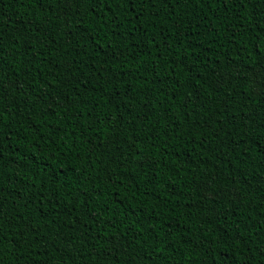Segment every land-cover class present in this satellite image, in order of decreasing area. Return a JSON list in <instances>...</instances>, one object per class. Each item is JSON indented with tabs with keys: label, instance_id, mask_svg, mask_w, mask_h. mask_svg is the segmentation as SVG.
I'll list each match as a JSON object with an SVG mask.
<instances>
[{
	"label": "trees",
	"instance_id": "1",
	"mask_svg": "<svg viewBox=\"0 0 264 264\" xmlns=\"http://www.w3.org/2000/svg\"><path fill=\"white\" fill-rule=\"evenodd\" d=\"M253 7L264 14L259 2L230 6V11L181 4L176 11L190 39L179 49V67L167 63V52L153 62L148 51L155 49L150 45L134 59L138 50L128 53L121 43L126 55L109 60L105 72V53H110L106 31L97 27L98 43L80 39L85 25L91 30L95 24L89 23L84 6L80 16L65 18L56 0L43 9L29 0H0V82L5 89L0 112L7 122L0 139V204L6 221L0 230V264H56L65 245L75 264H212L220 248H230L238 264H264V157L251 139L264 132V32L256 38L260 16L248 15ZM205 11L207 21L196 35L192 26ZM145 27L150 34L175 32L163 15L157 24ZM205 27L212 30L205 32ZM31 28L40 30L33 33ZM171 39L161 47L176 49L178 38L173 34ZM173 71L178 85L186 79L192 85L177 88L182 95L175 101L167 98L174 91L168 86ZM101 75L104 80L98 79ZM9 81L16 88L8 87ZM195 88L200 98L192 97L190 111L185 110L178 101ZM113 92L131 98V103L119 109L113 107L115 101L104 104ZM57 95L65 104L76 99L65 109L52 103ZM145 100L151 101L152 114L142 120L149 110L143 107ZM205 109L214 110L213 119L223 121L219 137L212 134L215 126L203 124ZM105 112L112 114L108 128L101 123ZM133 129L140 134L142 155L160 163L136 172L134 157L128 156L120 179L125 184L140 182V188L117 205L106 195L111 185H106L105 172L115 165L105 136H115L123 148ZM169 132L172 137L179 132L180 139L169 138ZM201 134H207L203 147ZM189 139L194 142L187 143ZM102 142L103 149L90 153V144ZM64 163L75 168L63 169ZM54 167L60 168L56 175ZM148 180L156 185L155 194L141 195L145 188L152 191ZM78 201H88L89 211ZM97 203L106 210L97 213L93 224L90 211ZM28 225L34 226V236ZM73 239L77 250H72ZM33 240L42 241L43 247ZM113 241L119 243L113 247Z\"/></svg>",
	"mask_w": 264,
	"mask_h": 264
},
{
	"label": "snow or ice",
	"instance_id": "2",
	"mask_svg": "<svg viewBox=\"0 0 264 264\" xmlns=\"http://www.w3.org/2000/svg\"><path fill=\"white\" fill-rule=\"evenodd\" d=\"M30 3H35L38 7L43 9L46 6H50L52 3V0H29ZM257 2L264 4V0H56V3L63 5L64 8V16L65 18L69 17V14L73 16H80L79 9L81 6H84L85 14L90 17L89 23L92 21H95V24L92 26L91 30H88V26L85 25V32L81 35L80 39L85 40L86 42L91 43H98L99 41L96 39L97 36H99V32L97 31V27L101 31H106V34L108 36V39L106 40V48L110 50V53H105L107 56V59L104 60L103 64V70L105 72L108 71V68L111 67L109 64V60H115L119 59L120 56H125L126 53L121 50V43L124 44V48L127 49L128 53H131L135 50L137 51V55L134 57V59H140V54L144 51L145 47L151 46V48L155 49V52L149 50L148 51V57H151L153 59V62L155 61L156 57L159 56L161 59H163V53L167 52L169 60L167 63L169 65H175L176 67H179V63L182 62V58L179 55V49L181 47H184V41L189 40V36L187 35L189 33V29L184 27L185 21L181 18L180 14L176 11V9L181 4L185 5H192L194 6V9H201L202 7H206L211 11H216L219 9H224L230 11V6L234 7L237 5H244V4H252L255 5ZM258 15L260 16V19L256 22L255 27L259 29V31L256 33V38H259L260 33L264 32V14L257 13L255 7H253V11L249 13L248 15ZM171 22V27L175 30L174 33L170 34L164 31H157L154 34L149 33V28L145 27V25H155L160 20L161 16ZM199 15V13H197ZM175 16L176 19L172 20V17ZM229 16H225V19H229ZM219 19V17H217ZM207 21V11L203 13V15H199V19L196 22V25L192 26L191 31L195 32L196 35H200V32L198 31V26L202 23ZM242 27V26H241ZM31 32L36 33L40 29L38 28H31ZM205 32L211 31V28L205 27ZM3 30L0 28V39H3ZM181 33H184L183 39H179ZM176 35L178 38L177 47L174 50H169L167 47L162 48L161 45L164 44H170L172 43L171 36ZM156 36H160L161 39L159 41L156 40ZM129 37H132V41H129ZM29 41H25V44H28ZM115 45V46H114ZM199 47V43L196 45ZM27 51L25 50L24 55H27ZM188 55H191V53H188ZM175 56V59H172V57ZM147 59V57H146ZM186 59V58H185ZM3 71L2 66H0V72ZM181 71H184L182 68ZM174 79L169 82L168 86L172 87L174 89L171 96L167 97L168 99H171L173 101L176 100V96L178 94L182 95V93H178L176 91L177 88H183V87H189L191 88L192 85L188 82V80H185L184 84L177 83L178 78H176L175 72L170 73ZM112 75L111 73L109 74ZM98 79L104 80L105 77L103 75L99 76ZM194 80L198 82L199 78L194 77ZM16 83L13 81L8 82V87L16 88ZM78 87V85H77ZM4 85L3 82H0V96L4 93ZM109 91H112V89H109ZM199 88L193 89L190 96L185 97L184 101H178L181 103V106L188 110V103L191 102L192 97H195L196 99H199ZM262 95H264V91L261 92ZM46 95V93H45ZM43 99V97H41ZM76 97H72L68 100V103L65 104L64 98L60 97L59 95L54 96L52 98V103L57 104L60 107L67 108L70 104L75 102ZM113 101L115 103L113 104ZM131 103V98L128 100H125L123 96H120L118 92H113L112 96H110L107 100L104 101V104H113L114 108L119 109V106L121 104L127 105ZM151 105L150 100H145L143 107L149 109L146 111L141 118L142 120H147L148 117L152 114V108L149 106ZM51 107V104L49 105ZM47 110H45L46 112ZM90 112H94L95 108L90 109ZM111 113L105 112L103 114L104 119L101 120V123L104 124L105 128L109 127L108 120L111 118ZM216 112L212 109H205V118L203 120V124L207 125L209 129H212L213 126H215V130L212 134L219 137L220 132H224L223 128V121H217L213 119L215 117ZM93 119H97V117H93ZM120 121H123V114H120L119 117ZM133 121L136 120V117H132ZM225 120H229L230 117L225 116ZM197 126L196 122H193V128ZM7 127V122L3 117L2 112H0V139L4 136V129ZM192 129H185L186 132L191 131ZM133 131V136L129 137V140L127 143L124 144L123 148L121 147L122 142L115 138L113 136L112 138H109L105 136V141H107V144L111 147V151L113 154V164L115 165V170H109L105 172L106 177V185H111L109 187L107 196L114 197L115 199L112 201V203L117 205H122L123 200L128 195L134 196V190H138L140 188V182L135 183H128L125 184L120 178L124 177L126 174V169L124 168V162L128 158V156L134 157L133 163L136 165V168L134 171L136 172H143L144 169L147 167L149 169L152 168L153 165L159 164L160 161L154 160L149 162L148 155H142V149L139 147L140 144V134L136 132L135 129ZM175 131V129H173ZM169 138H174L176 140L180 139L179 132L176 133L175 137H172L171 133H166ZM101 136H104V130L101 129L100 132ZM202 135V143L200 147H203L205 144L208 143L206 139L207 134H201ZM225 136H231L230 132H226ZM148 139L151 140V135L148 136ZM156 139H159V136L156 137ZM252 147L256 149L257 154L261 157H264V132L258 134L257 137H252ZM187 143H193V140H187ZM221 142L223 143V139L221 138ZM165 144L167 141L164 142ZM238 146V145H237ZM75 144H72L70 148H74ZM97 147H100L103 149L105 147L104 143H100L99 145L96 144H90L89 150L90 153L94 152ZM174 149L178 148V145L173 146ZM233 151L235 149H232ZM242 151H244L242 149ZM165 152H167V148H165ZM3 151H2V144H0V160H3ZM89 159H91V155H89ZM59 163V162H58ZM63 169H72L75 168L74 164H68L64 163L60 166ZM41 171L43 168L40 169ZM52 174L56 175L58 172H60V168H53ZM179 171V170H177ZM56 179H59V176H56ZM147 185L152 186V191L149 192L147 188H145L144 191L141 192V195H153L156 191V185L153 183V181L148 180L145 181ZM157 183H159L157 181ZM235 183V182H233ZM34 186V185H33ZM161 187H164L163 184L160 185ZM170 187V185H169ZM96 186H93L92 192H95ZM219 194V193H217ZM98 195H105L104 193H98ZM233 197H236V193L232 192L230 193ZM93 197L91 193L88 196V199L91 200ZM158 199V196L156 197ZM238 198V197H237ZM78 203H83L85 205V210L89 211L87 208L88 201H78ZM105 205H107L108 200L105 199L104 201ZM159 206V205H157ZM190 207H194V205H190ZM105 208L102 207L99 203H97L90 211V215L93 217V224L96 222V218H98L97 213L99 215H103L105 212ZM189 215L191 213H188ZM111 219V217H109ZM5 217L3 214V206L0 204V230L3 229V225L5 223ZM43 227V226H41ZM34 226L28 225L27 231L35 235V232L33 231ZM85 232H87V229L85 227ZM57 235H60L58 232ZM61 238L62 235H61ZM32 243L36 244V246L43 247L42 241H36L33 240ZM72 250H77L76 245L74 243V239L70 241ZM119 241H113V247H115ZM199 246L203 247V241L199 242ZM105 252L108 255H111L110 252L106 249ZM262 256H264V251L260 253ZM218 259L213 258L212 264H238L236 261L234 255L232 254L230 248H220L217 253ZM56 264H75V261L72 259V257L69 255V248L67 245L64 246L63 249V255L60 257H57Z\"/></svg>",
	"mask_w": 264,
	"mask_h": 264
}]
</instances>
